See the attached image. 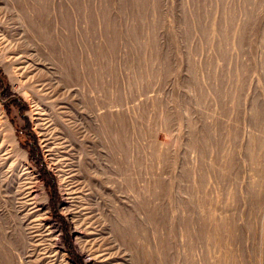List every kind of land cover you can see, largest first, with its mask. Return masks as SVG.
<instances>
[{"label":"rangeland","instance_id":"1","mask_svg":"<svg viewBox=\"0 0 264 264\" xmlns=\"http://www.w3.org/2000/svg\"><path fill=\"white\" fill-rule=\"evenodd\" d=\"M0 264H264V0H0Z\"/></svg>","mask_w":264,"mask_h":264},{"label":"trees","instance_id":"2","mask_svg":"<svg viewBox=\"0 0 264 264\" xmlns=\"http://www.w3.org/2000/svg\"><path fill=\"white\" fill-rule=\"evenodd\" d=\"M31 160L33 161V162H35V163H37L38 162V159L36 158V157H31ZM43 174H45V172L43 173ZM47 181H49V179L47 178V177H44Z\"/></svg>","mask_w":264,"mask_h":264},{"label":"bare ground","instance_id":"3","mask_svg":"<svg viewBox=\"0 0 264 264\" xmlns=\"http://www.w3.org/2000/svg\"><path fill=\"white\" fill-rule=\"evenodd\" d=\"M16 69V68H15ZM20 190V189H19ZM68 193V192H67ZM71 204V203H70ZM19 209V208H18ZM35 227V226H34ZM113 255V254H112ZM54 258V257H53ZM109 258V257H108Z\"/></svg>","mask_w":264,"mask_h":264}]
</instances>
